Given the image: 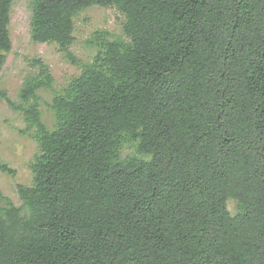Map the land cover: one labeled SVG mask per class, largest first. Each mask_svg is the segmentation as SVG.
Masks as SVG:
<instances>
[{
    "label": "trees",
    "instance_id": "1",
    "mask_svg": "<svg viewBox=\"0 0 264 264\" xmlns=\"http://www.w3.org/2000/svg\"><path fill=\"white\" fill-rule=\"evenodd\" d=\"M92 7H116L125 39L55 97L57 128L38 110L48 67L12 104L40 153L23 207L0 190V264H264V0H34L32 40L69 49Z\"/></svg>",
    "mask_w": 264,
    "mask_h": 264
},
{
    "label": "rangeland",
    "instance_id": "2",
    "mask_svg": "<svg viewBox=\"0 0 264 264\" xmlns=\"http://www.w3.org/2000/svg\"><path fill=\"white\" fill-rule=\"evenodd\" d=\"M33 2L14 0L9 28L12 50L0 72V190L17 207L24 205L18 186L34 185L32 165L40 153L37 128L29 125L24 111L12 107L14 104L28 108L34 104L33 100L28 103L22 101L23 86L31 78L39 76L44 66L48 67L54 83L52 88L39 92L38 110L42 122L49 130H55L58 124L53 109L55 97L69 94L72 82L82 74V66L96 58L106 41L125 39L126 19L116 7H92L75 17V42L69 49L54 43H36L31 37ZM135 155L136 144L125 143L122 146L121 159ZM1 166L12 172L3 171ZM237 207L236 201H229L233 215Z\"/></svg>",
    "mask_w": 264,
    "mask_h": 264
}]
</instances>
